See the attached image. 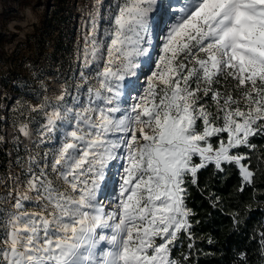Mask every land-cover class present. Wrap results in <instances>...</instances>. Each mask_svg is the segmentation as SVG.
Listing matches in <instances>:
<instances>
[{
	"label": "snow or ice",
	"instance_id": "1",
	"mask_svg": "<svg viewBox=\"0 0 264 264\" xmlns=\"http://www.w3.org/2000/svg\"><path fill=\"white\" fill-rule=\"evenodd\" d=\"M157 13L171 14L159 35ZM89 36L87 102L32 109L45 111L40 143L56 131V144L16 178L37 199L9 193L0 211V264H190L186 178L196 185L201 169L236 165L245 185L255 181L264 0H120L108 28L92 20ZM182 234L189 251L178 261Z\"/></svg>",
	"mask_w": 264,
	"mask_h": 264
},
{
	"label": "trees",
	"instance_id": "2",
	"mask_svg": "<svg viewBox=\"0 0 264 264\" xmlns=\"http://www.w3.org/2000/svg\"><path fill=\"white\" fill-rule=\"evenodd\" d=\"M54 7L51 14L44 15L43 21L35 27L37 45L45 50L44 37L58 28L57 39L53 47L55 52H65L67 56L77 57L81 49V37H78L79 20L73 9L64 14L66 0H50ZM94 0H84L78 11H85ZM63 31L67 36H63ZM30 39V38H29ZM76 41V42H75ZM20 48L14 49L9 56L10 67L0 75V170L12 164L11 147L1 135L3 129L29 123L36 131L45 120V111H32L44 105L49 112L55 103L44 94L40 83H33L25 73L21 62ZM73 74L81 71L78 67L70 69ZM226 137V134H222ZM214 142L216 138H213ZM257 147L250 153V160L255 173L251 186L244 184L238 166L224 165V171L218 172L214 165L201 169L197 174V184L191 185L186 178L189 189L188 205L195 215L191 243L192 259L190 264H264V139L257 137L253 141ZM215 146V143H214ZM246 149H239L244 153ZM199 163V158L194 159ZM243 188V191L240 189ZM233 217L239 221L234 222ZM182 243L174 250L173 255L179 261L189 251V240L186 234L181 236Z\"/></svg>",
	"mask_w": 264,
	"mask_h": 264
},
{
	"label": "rangeland",
	"instance_id": "3",
	"mask_svg": "<svg viewBox=\"0 0 264 264\" xmlns=\"http://www.w3.org/2000/svg\"><path fill=\"white\" fill-rule=\"evenodd\" d=\"M64 14L73 9L76 17L79 20L78 37H81V49L77 53V57L67 56L65 52H55L53 47L57 39L58 28L48 32V36L44 37L45 50L37 45L35 38H31L35 34V27H38L43 21L44 15L51 14L55 4L50 0H0V75L7 71L10 67L9 54L20 48V53L23 54L21 62L23 64V73L27 75L33 83L39 84L41 91L55 101L53 106L63 105L65 102H71V96L83 97L87 102L88 93L84 91L86 86H95V68L89 69L88 64H92V59L89 58L87 64L85 58L89 53L85 49L89 48V25L92 20H95L98 26V33H103L108 28L109 17L114 11L117 3L120 0H94V4L88 5L85 11H78L84 0H66ZM173 5H179L180 0H171ZM178 10V9H174ZM158 15V16H157ZM171 16V14L169 13ZM170 19V18H169ZM166 16L155 14L153 29L156 35H159L163 29L164 22L167 21ZM63 36L67 34L63 31ZM30 38V39H29ZM76 42V41H75ZM158 43V41H157ZM78 69L84 73L86 79L82 80L79 73L73 74L70 69ZM91 71V75H88ZM146 71V67L144 68ZM144 83L143 72L141 73L140 84ZM64 96V100L60 99ZM134 95V94H133ZM132 101L129 100V103ZM53 108L49 111L52 112ZM44 122H46V117ZM27 126V134L20 131L22 126ZM55 127H58L56 125ZM43 128V123L35 131L29 123H23L17 127H9L3 129L2 139L7 141L11 147L12 164L7 169L0 170V211L6 208H11L14 201L8 196L13 195H28L33 201L37 197L28 191L26 184H22L17 177H22V174L29 167L30 157L43 154L45 151L52 150L56 144L57 132L50 134V139L46 143H40V132ZM63 131V128H58ZM195 159V158H194ZM105 208L111 209L113 204L108 200L103 201ZM34 210V209H30Z\"/></svg>",
	"mask_w": 264,
	"mask_h": 264
},
{
	"label": "bare ground",
	"instance_id": "4",
	"mask_svg": "<svg viewBox=\"0 0 264 264\" xmlns=\"http://www.w3.org/2000/svg\"><path fill=\"white\" fill-rule=\"evenodd\" d=\"M158 16V15H157ZM164 16H166V19H168L169 20V18H170V15L169 14H167V15H164ZM164 26V25H163Z\"/></svg>",
	"mask_w": 264,
	"mask_h": 264
}]
</instances>
